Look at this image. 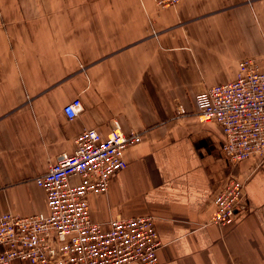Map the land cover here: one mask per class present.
Masks as SVG:
<instances>
[{
	"label": "crops",
	"instance_id": "crops-1",
	"mask_svg": "<svg viewBox=\"0 0 264 264\" xmlns=\"http://www.w3.org/2000/svg\"><path fill=\"white\" fill-rule=\"evenodd\" d=\"M249 57L264 71V0H0V213L46 212L34 179L85 129L118 123L143 139L89 197L94 221L154 216L158 264H264V160L234 169L221 125L196 115L197 95ZM233 173L246 191L235 223L217 227L214 198Z\"/></svg>",
	"mask_w": 264,
	"mask_h": 264
},
{
	"label": "built area",
	"instance_id": "built-area-1",
	"mask_svg": "<svg viewBox=\"0 0 264 264\" xmlns=\"http://www.w3.org/2000/svg\"><path fill=\"white\" fill-rule=\"evenodd\" d=\"M162 9L179 0H154ZM201 122L215 121L224 131V151L233 167L264 154V71L254 58L239 62L234 80L209 87L196 97ZM83 110L80 100L63 108L68 120ZM116 123L103 135L85 129L74 153H61L34 180L44 189L47 211L0 214V264H158L163 246L155 217H117L105 227L94 221L89 197L106 193L111 178L127 167L125 151L142 142ZM246 182L232 174L217 191L210 223L236 221Z\"/></svg>",
	"mask_w": 264,
	"mask_h": 264
},
{
	"label": "rangeland",
	"instance_id": "rangeland-1",
	"mask_svg": "<svg viewBox=\"0 0 264 264\" xmlns=\"http://www.w3.org/2000/svg\"><path fill=\"white\" fill-rule=\"evenodd\" d=\"M155 2V1H154ZM180 2H181V0H179V2L175 5V6H171L170 8H176L179 4H180ZM252 58H254V57H252ZM255 59V58H254ZM256 60V59H255ZM257 61V60H256ZM27 76V75H26ZM28 76H30V77H28V78H31V75H28ZM197 115V117H198V114H196ZM199 119V118H198ZM120 125V124H119ZM257 157V156H256ZM261 160L263 159L264 160V154H262V155H260V156H258ZM253 158V157H252ZM251 159V158H250ZM239 165V164H238ZM237 165V166H238ZM236 166V167H237ZM234 169H235V167H233ZM233 174H235V173H233ZM237 177H239V178H241L242 180H245V182H246V184H247V179H245V178H242V177H240L239 175H236ZM246 187V186H245ZM246 191V190H245ZM1 214V213H0ZM210 220H211V218H210ZM235 223V222H234ZM233 223V224H234ZM233 224H231V225H233ZM217 226V225H216ZM230 226V225H229ZM218 227V226H217ZM222 228V227H221ZM224 228V227H223Z\"/></svg>",
	"mask_w": 264,
	"mask_h": 264
},
{
	"label": "bare ground",
	"instance_id": "bare-ground-1",
	"mask_svg": "<svg viewBox=\"0 0 264 264\" xmlns=\"http://www.w3.org/2000/svg\"><path fill=\"white\" fill-rule=\"evenodd\" d=\"M155 4L157 5V7L158 8H160V9H162V7H160L156 2H155ZM208 122H211V121H208ZM208 122H206V123H208ZM222 127V126H221ZM224 132V131H223ZM249 160V159H248Z\"/></svg>",
	"mask_w": 264,
	"mask_h": 264
}]
</instances>
